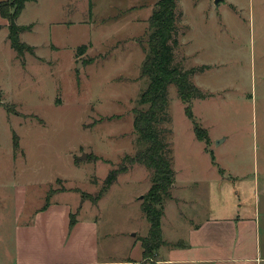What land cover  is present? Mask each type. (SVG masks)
I'll list each match as a JSON object with an SVG mask.
<instances>
[{
	"label": "rangeland",
	"instance_id": "374dc122",
	"mask_svg": "<svg viewBox=\"0 0 264 264\" xmlns=\"http://www.w3.org/2000/svg\"><path fill=\"white\" fill-rule=\"evenodd\" d=\"M157 1H28L16 20L31 25L19 37L33 53L23 56L0 27V264L14 262L16 227L51 201L70 204L74 221L96 223L101 261L141 259L149 224L140 204L152 170L134 163L93 197L124 155L146 146L133 119ZM176 12L174 62L204 97L185 102L175 85L165 89L155 129L174 170V198L164 204L162 237L187 240L192 225L238 208L255 216L264 256V0H177Z\"/></svg>",
	"mask_w": 264,
	"mask_h": 264
},
{
	"label": "trees",
	"instance_id": "16d2710c",
	"mask_svg": "<svg viewBox=\"0 0 264 264\" xmlns=\"http://www.w3.org/2000/svg\"><path fill=\"white\" fill-rule=\"evenodd\" d=\"M34 0H3L0 1V15L8 21L7 38L11 47L18 56L25 52L33 53V47L20 40V34L28 30L31 25H19L16 20L24 5ZM177 0H158L149 19V32L146 40L145 58L141 65V77L147 78V86L141 92L140 109H135L133 128L137 133V139L146 143L143 150L134 155H124L120 163L111 169L103 180L101 188L93 197L96 203L115 182L117 176L127 172L134 163H140L152 170L150 186L145 192L140 210L146 218L149 228L148 234L140 238L142 247V260L137 264H145L150 261L155 264L158 249L168 244L162 237L161 219L164 214V204L172 198L174 183V170L166 152V144L160 140L155 129L156 123L161 121L162 113L167 105L165 89L168 84L176 86L179 97L188 102L192 97L203 98L201 90L189 80V72L182 71L174 62L173 48L177 46ZM85 45L79 46L78 51L83 53ZM0 105H4L0 97ZM8 109V107L6 106ZM185 113L192 118L189 106L185 107ZM194 132L198 140L207 142L206 132L194 122ZM14 147L18 146V138L15 135ZM49 203L46 202L42 209ZM70 224H73V214Z\"/></svg>",
	"mask_w": 264,
	"mask_h": 264
},
{
	"label": "crops",
	"instance_id": "0c3cea01",
	"mask_svg": "<svg viewBox=\"0 0 264 264\" xmlns=\"http://www.w3.org/2000/svg\"><path fill=\"white\" fill-rule=\"evenodd\" d=\"M7 25V19L0 15V27L7 28ZM57 202L51 201L45 208L35 209L23 225L16 227V249L12 264H113L98 258L96 223L76 220L70 224V214L75 217L72 207L68 203ZM23 211L21 205L20 215ZM233 212L231 216H210L192 225L187 240L173 243L164 239L168 244L178 246L163 245L169 246L168 257L161 258L157 252L155 264L173 261L193 264H264V256L256 242L258 228L255 216L240 212L238 208L233 209ZM141 260L142 255L141 259L128 257L127 264H137Z\"/></svg>",
	"mask_w": 264,
	"mask_h": 264
},
{
	"label": "water",
	"instance_id": "95a60500",
	"mask_svg": "<svg viewBox=\"0 0 264 264\" xmlns=\"http://www.w3.org/2000/svg\"><path fill=\"white\" fill-rule=\"evenodd\" d=\"M217 1H218V0H215V3H217ZM84 157H85V154H83V157H82V158H84ZM80 158H81V157H80Z\"/></svg>",
	"mask_w": 264,
	"mask_h": 264
}]
</instances>
